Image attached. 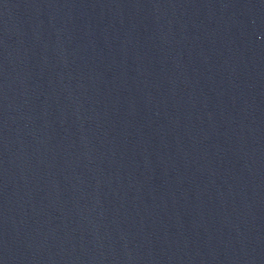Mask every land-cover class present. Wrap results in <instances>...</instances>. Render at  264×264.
Returning <instances> with one entry per match:
<instances>
[{"label":"water","instance_id":"95a60500","mask_svg":"<svg viewBox=\"0 0 264 264\" xmlns=\"http://www.w3.org/2000/svg\"><path fill=\"white\" fill-rule=\"evenodd\" d=\"M0 264H264V0H0Z\"/></svg>","mask_w":264,"mask_h":264}]
</instances>
